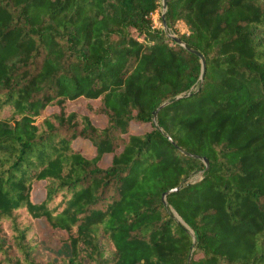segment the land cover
Returning <instances> with one entry per match:
<instances>
[{"label":"trees","instance_id":"obj_1","mask_svg":"<svg viewBox=\"0 0 264 264\" xmlns=\"http://www.w3.org/2000/svg\"><path fill=\"white\" fill-rule=\"evenodd\" d=\"M167 4L0 0V264H264V0Z\"/></svg>","mask_w":264,"mask_h":264},{"label":"rangeland","instance_id":"obj_2","mask_svg":"<svg viewBox=\"0 0 264 264\" xmlns=\"http://www.w3.org/2000/svg\"><path fill=\"white\" fill-rule=\"evenodd\" d=\"M162 13H163V7L156 12L153 16V22L156 28L161 29L163 28V23H161L162 19ZM177 29L180 34H186L188 32L187 27L183 22H179L177 24ZM70 109H77L79 111H85L84 103L79 101L75 105H70ZM96 125L103 127L105 126V119L104 118H94ZM149 130L148 126L141 127V129H137L138 132ZM87 151V150H86ZM88 153H91V151H87ZM109 159H105L102 163V167H107L109 165ZM199 176H194L192 179H197ZM44 197V187L42 184H38L36 186L35 190V198L36 200H41ZM37 229H38V235L40 236L41 240H43L47 245L51 246L54 249L60 248L62 237L58 235L57 233L53 232L46 224V222L40 220L37 222Z\"/></svg>","mask_w":264,"mask_h":264},{"label":"water","instance_id":"obj_3","mask_svg":"<svg viewBox=\"0 0 264 264\" xmlns=\"http://www.w3.org/2000/svg\"><path fill=\"white\" fill-rule=\"evenodd\" d=\"M162 7H163V13H162L163 28L165 30H167V22H166V12L168 10L167 0H162ZM169 36L176 42V44H178V45H180V46H182L184 48L186 47L185 43L182 40H180L178 37H176L175 35L169 34ZM188 51L193 53V54H195V55H197L200 58V62H201V65H202L201 80H203L204 77H205V72H206V60H205V57L202 54H200L198 51H196V50L188 49ZM161 107L155 112V118L157 117L158 112L160 111ZM204 162H205L206 166L209 165V163H208V161L206 159H204ZM178 189L179 188L174 189L172 191H177ZM165 196H164V200H165Z\"/></svg>","mask_w":264,"mask_h":264}]
</instances>
